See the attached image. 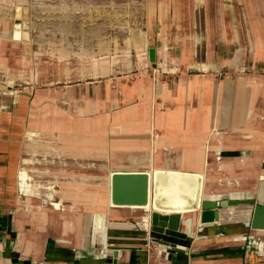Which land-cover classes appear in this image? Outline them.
<instances>
[{
  "label": "crops",
  "instance_id": "crops-1",
  "mask_svg": "<svg viewBox=\"0 0 264 264\" xmlns=\"http://www.w3.org/2000/svg\"><path fill=\"white\" fill-rule=\"evenodd\" d=\"M215 6L189 48L101 58L35 92L0 85V264H264L250 203L203 224L185 211L180 237L110 202L112 174L156 170L201 174L205 200L264 196V0Z\"/></svg>",
  "mask_w": 264,
  "mask_h": 264
},
{
  "label": "rangeland",
  "instance_id": "rangeland-1",
  "mask_svg": "<svg viewBox=\"0 0 264 264\" xmlns=\"http://www.w3.org/2000/svg\"><path fill=\"white\" fill-rule=\"evenodd\" d=\"M218 1L0 0V85L35 92L84 81L101 58L117 56L124 65L149 45L173 52L181 41L189 48Z\"/></svg>",
  "mask_w": 264,
  "mask_h": 264
},
{
  "label": "water",
  "instance_id": "water-1",
  "mask_svg": "<svg viewBox=\"0 0 264 264\" xmlns=\"http://www.w3.org/2000/svg\"><path fill=\"white\" fill-rule=\"evenodd\" d=\"M18 26V23H17ZM16 26V27H17ZM17 36L18 32L15 31ZM155 50L149 48V60H154ZM110 202L113 206H146L150 199V177L146 172H119L110 176ZM239 203H250L254 206L251 218V227L253 229L264 228V204L260 197L247 200H205L200 203L199 223L216 222L219 218L218 211L215 208L231 206ZM194 205V203H192ZM180 214L178 213H160L153 210L149 216V225L151 231H156L164 235L180 236L179 233Z\"/></svg>",
  "mask_w": 264,
  "mask_h": 264
},
{
  "label": "bare ground",
  "instance_id": "bare-ground-1",
  "mask_svg": "<svg viewBox=\"0 0 264 264\" xmlns=\"http://www.w3.org/2000/svg\"><path fill=\"white\" fill-rule=\"evenodd\" d=\"M149 177V204L146 206H136L149 212V216L153 210L166 214H181L185 211H194L200 208L199 206L204 193V177L201 174H191L184 171L156 170L149 174ZM18 182V190L20 193H28L30 189L32 190L29 184L30 180L27 179L24 173L19 174ZM263 192L264 189L260 193ZM263 197L261 195L260 198L263 199ZM148 226L150 227L149 222L145 227Z\"/></svg>",
  "mask_w": 264,
  "mask_h": 264
},
{
  "label": "built area",
  "instance_id": "built-area-1",
  "mask_svg": "<svg viewBox=\"0 0 264 264\" xmlns=\"http://www.w3.org/2000/svg\"><path fill=\"white\" fill-rule=\"evenodd\" d=\"M150 228V227H149Z\"/></svg>",
  "mask_w": 264,
  "mask_h": 264
}]
</instances>
